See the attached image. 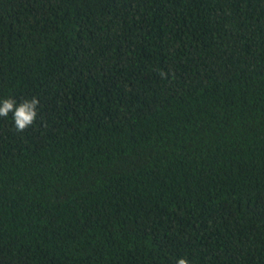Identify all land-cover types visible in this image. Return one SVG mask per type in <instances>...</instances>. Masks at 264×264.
<instances>
[{"label":"trees","instance_id":"16d2710c","mask_svg":"<svg viewBox=\"0 0 264 264\" xmlns=\"http://www.w3.org/2000/svg\"><path fill=\"white\" fill-rule=\"evenodd\" d=\"M0 264H264V0H0Z\"/></svg>","mask_w":264,"mask_h":264},{"label":"clouds","instance_id":"9594fccd","mask_svg":"<svg viewBox=\"0 0 264 264\" xmlns=\"http://www.w3.org/2000/svg\"><path fill=\"white\" fill-rule=\"evenodd\" d=\"M39 104L40 100L36 96L19 103L15 98L7 97L0 100V117H7L9 113H12L15 129L24 131L37 120ZM177 264H192V262L188 258L181 257L178 259Z\"/></svg>","mask_w":264,"mask_h":264}]
</instances>
